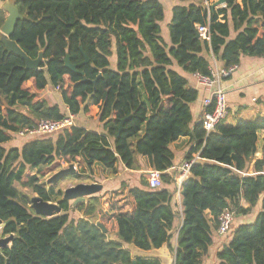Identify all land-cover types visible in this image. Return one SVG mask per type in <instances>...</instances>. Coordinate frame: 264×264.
<instances>
[{"label": "trees", "instance_id": "trees-1", "mask_svg": "<svg viewBox=\"0 0 264 264\" xmlns=\"http://www.w3.org/2000/svg\"><path fill=\"white\" fill-rule=\"evenodd\" d=\"M14 3L23 17L11 39L30 59L40 53L42 58L39 69H27L24 59L0 41V236L13 235L0 250V264H163L152 253L164 246L174 250L173 264H201L222 210L239 217L257 205L253 220L237 224L216 252V264H264V157H256L260 140L264 149V135L259 137L264 118L236 124L224 119L206 134L201 118L192 121L190 103L198 91L173 68L175 61L186 73L208 76L212 56L224 67L238 65L242 55L264 57V0H226L214 10L200 1L175 5L169 43L161 36L159 0ZM5 17L0 7V28ZM198 26L208 29V40L199 36ZM66 55L78 65L76 72L65 66ZM49 85L67 110L41 95ZM68 113L97 119L104 131L74 124L55 137L5 147L22 129ZM181 137L190 139L184 160L199 158L181 181V224L172 249L179 213L175 180L168 172L174 164L169 145ZM136 155L159 172L162 185L149 188L144 176L140 187L122 183L128 203L112 205L110 213L98 208L104 191L75 205L83 217L71 219L72 205L61 198L62 191L39 183L41 168L61 160L78 164L73 176L81 179L91 176L96 163L111 174L117 173L118 162L135 169ZM16 185L56 202L61 212L36 215ZM94 215L106 232L90 220ZM129 246L143 254L134 255Z\"/></svg>", "mask_w": 264, "mask_h": 264}, {"label": "crops", "instance_id": "crops-1", "mask_svg": "<svg viewBox=\"0 0 264 264\" xmlns=\"http://www.w3.org/2000/svg\"><path fill=\"white\" fill-rule=\"evenodd\" d=\"M163 7L168 4V13L165 16V9H164V18L160 22L161 27V36L166 43H169V34H168V23L171 18V9L175 5H186L188 3L197 1V0H159ZM164 21V22H163ZM163 24V25H162ZM165 26L164 28H162ZM234 33H232L233 35ZM216 67H222V63L220 61H215ZM110 64L114 67L115 64V57L112 56L110 58ZM173 68L178 71L181 75L186 77L190 86L194 87L198 91V96L196 100L190 103V110L192 113V121L193 123L197 122L203 112H204V105L203 99L208 96V91L205 86H202L197 83L195 77L192 74L186 73L182 71L175 61H173ZM222 88L225 91V98H226V105L228 115L225 118V122L228 124H236L239 120H256L258 118H264V57L258 56H248L242 55L240 57L239 64L236 70L228 77L222 78L220 81ZM48 88V87H47ZM46 88V89H47ZM59 98L61 101V97L59 94ZM59 107L63 110H67L65 105L61 101V105ZM74 117V124L85 127L87 129L95 130L98 132H103V125L102 122H99L97 119H86L82 116V114L73 115ZM264 135L263 132L259 134L261 138ZM189 138L181 137L176 141H173L169 147L174 153V164L168 170L169 173L172 174L174 178V186L176 187V192L174 194V203L176 205V210L178 211L179 215L174 223V234L171 241L172 249H175L176 244V237L177 231L181 224V196H180V186L178 183L181 182L185 177L189 175L186 174L184 177L181 175L180 166L186 160H184V155L187 152L188 148L190 147ZM26 142V141H25ZM25 142H23L20 146L21 147ZM258 152L256 153V157H263L264 149L261 148V140L258 142ZM263 151V152H262ZM262 152V154H261ZM96 164L93 165V172L94 174L92 177H95ZM100 166H98L99 168ZM102 168V167H101ZM103 173L108 171L106 168H102ZM152 170L149 166V163L145 157H141L136 155V168L135 169H128L124 166L122 162L117 163V173L118 177L121 176V173L125 176L120 180L125 181L129 186H138L140 187L139 178L140 176H144L146 178L147 172ZM109 172V171H108ZM102 183L103 189L100 193L114 189L115 187L119 186L120 183L117 185L115 183H104L103 180H98ZM86 182V181H84ZM94 182H97L96 180ZM87 202V201H85ZM245 205V204H244ZM99 208V207H98ZM72 211L80 212L79 217H83V211L74 210L72 207ZM208 213V212H207ZM209 215V213H208ZM254 218V216H253ZM240 219L239 217L235 218V220ZM90 220L96 222V216H91ZM253 220V219H251ZM244 221H239L237 224L242 223ZM233 225V223H232ZM107 231V230H106ZM232 232L225 234V235H218L215 230L213 231L212 235V245L210 246L206 255L201 258V264H216V252L221 249L223 245H225L231 238ZM129 249L134 251V255L143 254L142 252L132 248L129 246ZM152 255L157 256L163 264H173L174 261V250L171 251L168 246H164L160 248L158 251L152 253Z\"/></svg>", "mask_w": 264, "mask_h": 264}, {"label": "built area", "instance_id": "built-area-1", "mask_svg": "<svg viewBox=\"0 0 264 264\" xmlns=\"http://www.w3.org/2000/svg\"><path fill=\"white\" fill-rule=\"evenodd\" d=\"M200 1L207 9H211L210 5L212 0H197ZM220 6V7H224ZM197 31L199 36L204 39H209L208 29L205 26H198ZM216 59L212 56L210 74L208 76H201L197 73L192 74L197 83L205 86L208 91V96L203 99L204 107L210 106V109H204V112L201 116V122L203 129L206 134L214 130V128L224 120L227 115V105L225 98V91L222 88L220 81L222 78L230 76L237 68L238 65H231L229 67L218 68L215 65ZM74 125V117L72 114L68 113L63 119L60 120H40L35 127L24 128L17 133V136H30L32 138H37L44 136L46 134H52L59 132L60 130ZM31 138V139H32ZM199 157L196 155L194 159L190 161H184L180 166L181 175L184 177L189 173L191 164L195 159ZM186 178V177H185ZM149 188H158L162 185L161 179L159 177V172L156 170H149L146 175ZM181 185V182L178 183V186ZM235 219L234 211L230 209H224L217 217V227L215 232L218 235H225L230 233L232 223Z\"/></svg>", "mask_w": 264, "mask_h": 264}, {"label": "water", "instance_id": "water-1", "mask_svg": "<svg viewBox=\"0 0 264 264\" xmlns=\"http://www.w3.org/2000/svg\"><path fill=\"white\" fill-rule=\"evenodd\" d=\"M225 4L226 0H212L210 8L214 10ZM2 9L6 12L7 16L0 28V41L4 44V47L7 51L13 52L24 59L27 69H39L40 61L42 58L41 53L36 59H30L26 56V54L22 51L18 44L11 39V35L17 21L23 17L17 9L14 0L5 1L2 5ZM87 61L88 58L84 54L83 63H86ZM64 63L66 67L76 72V68L78 65L71 64L68 55H66ZM78 173L79 172L76 170L74 164L70 163L67 168H62L59 171L55 172L51 177H49L47 182L49 184H56L58 181L63 180L67 176L77 175ZM102 189L103 185L98 182H79L75 185L65 188L63 190L62 199L71 202L72 207H74L78 203L87 201L88 197L98 194ZM29 206L32 208L36 215L43 217H51L61 212V209L56 202L46 201L39 195H35L30 198ZM7 222L8 221H6L5 223ZM1 224L3 223L0 220V225ZM96 224L102 229L103 232H106V228L102 224H100L99 222H96ZM12 238V234L0 237V250L7 247ZM132 264H135V262L133 261Z\"/></svg>", "mask_w": 264, "mask_h": 264}, {"label": "rangeland", "instance_id": "rangeland-1", "mask_svg": "<svg viewBox=\"0 0 264 264\" xmlns=\"http://www.w3.org/2000/svg\"><path fill=\"white\" fill-rule=\"evenodd\" d=\"M7 1V0H0V7H2L3 3ZM164 9L166 11L165 13V16L166 14L168 13V4L165 3L164 5ZM7 16V14H6ZM6 18V17H5ZM164 22V21H163ZM163 25V24H162ZM165 26H163L162 28H164ZM30 85L29 84H26V86ZM41 95L43 97H45V99L47 100V102L51 103V104H60L61 105V101H60V98H59V91L56 89V88H53L51 87L50 85L48 86L47 89H45V91H43L41 93ZM20 110L24 111L23 108H21ZM82 114V116L86 119H94L92 117H87L85 114L83 113H80ZM95 120V119H94ZM57 134V132L55 133H52V134H46V135H49V136H52L55 137ZM45 135V136H46ZM32 137L30 136H17V133L13 136L12 140L9 141L8 143L5 144V147H10V146H13V145H17V146H20L23 142L25 141H28V140H31ZM261 150V149H259ZM263 152V151H262ZM261 152V154H262ZM264 157V152H263V155ZM69 162H66V161H59L58 163H56L55 165H51V166H48V167H42L40 172L38 173L39 175V183L42 184V186L45 187V189H48L50 185H54V188L55 189H59L62 191V194H63V190L69 186H72V185H75L79 182H92V181H97L98 183H101L99 182L98 180H103L104 183H115L116 185L118 183H120V180L125 177L122 173H121V176L118 177V174H111L110 172L106 171L105 173H103V169L104 168L101 164L99 163H96V167H95V171H96V176L95 177H92V175L94 174L93 170H92V173H91V176H85L81 179H76L74 176H67L65 179L63 180H60L58 181L56 184H49L47 182V180L49 179V177H51L55 172L59 171L60 169L62 168H67L69 166ZM74 166L76 167V170L78 171L79 170V165L74 163ZM98 166H100L98 168ZM102 167V168H101ZM79 172V171H78ZM27 174H35L36 172L34 170L32 171H29L27 170L26 171ZM124 183L127 185V183L123 180L121 181L120 183V190L118 191H115V189L117 190V187H115L114 189H111V190H107L106 194H104V197L101 198V202H100V205H99V211L101 213V211L103 212L104 210L108 209L109 211L107 213H110V208L112 205H115V206H118L119 204L121 205H125V203H128V196H127V192H126V187H122L121 184ZM102 184V183H101ZM18 190L25 194L26 196H28L29 200L32 196H35L37 195L35 192H33V190L29 187H22L20 185H16ZM112 190H114V192H111ZM61 198H62V195H61ZM259 210V205H257L250 214L248 215H245V216H239L240 219L238 220H235L233 221V225L231 226V231L230 233L232 232V230L234 229V227L237 225V223L239 221H251V219H253V216H255L256 212ZM106 213V214H107ZM70 218L71 219H77L79 218V215H80V212H77V211H70ZM100 217V216H99ZM98 217V218H99ZM102 217V216H101ZM237 218V217H235ZM103 222L107 223V219L105 218H102L101 219ZM3 226V224L0 225V230H1V227ZM1 232V231H0ZM1 237V236H0Z\"/></svg>", "mask_w": 264, "mask_h": 264}, {"label": "flooded vegetation", "instance_id": "flooded-vegetation-1", "mask_svg": "<svg viewBox=\"0 0 264 264\" xmlns=\"http://www.w3.org/2000/svg\"><path fill=\"white\" fill-rule=\"evenodd\" d=\"M65 179V178H64Z\"/></svg>", "mask_w": 264, "mask_h": 264}]
</instances>
